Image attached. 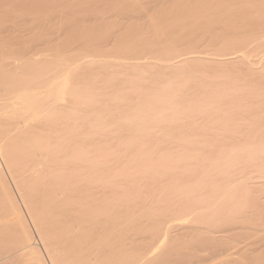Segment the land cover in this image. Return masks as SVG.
I'll use <instances>...</instances> for the list:
<instances>
[{
    "label": "bare ground",
    "instance_id": "bare-ground-1",
    "mask_svg": "<svg viewBox=\"0 0 264 264\" xmlns=\"http://www.w3.org/2000/svg\"><path fill=\"white\" fill-rule=\"evenodd\" d=\"M0 264H264V0H0Z\"/></svg>",
    "mask_w": 264,
    "mask_h": 264
},
{
    "label": "rangeland",
    "instance_id": "rangeland-1",
    "mask_svg": "<svg viewBox=\"0 0 264 264\" xmlns=\"http://www.w3.org/2000/svg\"><path fill=\"white\" fill-rule=\"evenodd\" d=\"M11 187H12V191H13V194L15 193V197L17 198V200H18V203L20 204V207L22 208V206H23V203H21L22 201L20 200V197H19V195H18V192H16L17 190H15L16 188L14 187V186H12V184H11ZM14 188V189H13ZM19 198V199H18ZM23 208H24V206H23ZM22 208V210H23V213L24 212H26V211H24L25 209H23ZM25 216L27 217L26 219H27V221L29 222V224H30V227H31V229L32 230H34V232H33V234H34V241H35V243L36 244H39V238H38V236H37V234H36V231H35V229H34V227H33V224H31L32 222H31V220L29 219V217H28V215H27V213H25ZM29 219V220H28Z\"/></svg>",
    "mask_w": 264,
    "mask_h": 264
}]
</instances>
